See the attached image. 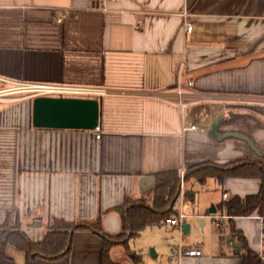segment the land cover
Wrapping results in <instances>:
<instances>
[{
	"label": "crops",
	"instance_id": "0c3cea01",
	"mask_svg": "<svg viewBox=\"0 0 264 264\" xmlns=\"http://www.w3.org/2000/svg\"><path fill=\"white\" fill-rule=\"evenodd\" d=\"M65 10L72 15L59 22ZM32 84L105 90L96 97L101 138L94 130L35 127L34 96L25 91ZM219 116V134L245 135L259 153L240 139H216ZM237 161L264 164V0H114L106 11L97 0H0V228L39 241L55 217H100L106 233L118 234L116 208L126 198L150 203L157 174ZM186 185L206 193L188 213L208 226L224 193L244 199L262 182L230 176L222 185L214 177ZM257 216L234 222L259 253ZM238 244L235 256L215 243L211 259L184 264H241ZM102 249L97 232L79 229L67 256L36 263L103 264ZM130 253L123 244L110 251L119 264ZM7 254L27 264L14 246Z\"/></svg>",
	"mask_w": 264,
	"mask_h": 264
},
{
	"label": "trees",
	"instance_id": "16d2710c",
	"mask_svg": "<svg viewBox=\"0 0 264 264\" xmlns=\"http://www.w3.org/2000/svg\"><path fill=\"white\" fill-rule=\"evenodd\" d=\"M240 176L261 180L262 185L257 194L247 195L244 199L235 196L223 200L217 211H226L232 217H249L264 213V164L252 161H237L225 166L206 164L191 169L184 175V182L196 179L205 182L207 178L214 177L222 185L225 178ZM181 175L178 170H170L156 175L153 187V198L150 203L141 199L126 198L124 203L116 208L122 220V229L118 234H108L103 230L101 218L95 221L76 222L64 218L53 219L52 224L42 240H32L26 232L19 228L4 224L0 228V261L3 264H15L7 254L8 246H14L27 255V264H37V259L56 261L71 252L73 232L76 230H92L97 232L103 240V264H119L113 261L110 251L117 244H123L130 250L128 242L137 238L148 227L162 226L168 218L174 217L178 212L173 208L174 202L181 196ZM194 190L183 191L185 201H193ZM231 236L241 243V264H264L259 253L253 250L245 235L236 229L234 218L228 220ZM131 232V234H129ZM223 239V235H221ZM134 262L141 258L135 255Z\"/></svg>",
	"mask_w": 264,
	"mask_h": 264
},
{
	"label": "rangeland",
	"instance_id": "374dc122",
	"mask_svg": "<svg viewBox=\"0 0 264 264\" xmlns=\"http://www.w3.org/2000/svg\"><path fill=\"white\" fill-rule=\"evenodd\" d=\"M184 184L185 185L183 186L181 185L182 191H185L187 187L192 190L197 189L192 185L187 186L186 182H184ZM205 194L206 193L203 191L199 194L196 193L195 199L193 201H185L181 207V210L184 213L189 214L188 211L190 209H188V204L194 203V206L196 207L198 205L200 206V204H205ZM178 201L181 202V198H179ZM201 219L204 218L192 216L187 219L186 223L190 224V232L187 234L184 233L180 226L174 228L164 224L162 226L148 227L141 233L139 237L131 239L128 242L130 250L127 251L131 253L122 259V263L184 264V260L187 257L182 259L172 257L171 245L169 243V239L171 238L177 239L176 244H179L182 239L183 245L186 247H195L198 245L201 246L202 253L210 259L213 256L215 243L219 245V248L221 246L224 251H231L233 256H235L233 252L238 241L237 238L235 239L233 236H231L230 228L227 223L228 221L217 223L215 220L207 219L209 222L208 226H203L200 222ZM220 235H223V239H220ZM228 239L233 240L234 245H229ZM131 254L140 256L141 261L134 262L132 260L133 255Z\"/></svg>",
	"mask_w": 264,
	"mask_h": 264
},
{
	"label": "water",
	"instance_id": "95a60500",
	"mask_svg": "<svg viewBox=\"0 0 264 264\" xmlns=\"http://www.w3.org/2000/svg\"><path fill=\"white\" fill-rule=\"evenodd\" d=\"M223 116L217 117L212 125L213 136L218 139H240L259 153L255 143L238 133L219 134L218 124ZM100 122V102L96 98L35 96L32 106V123L38 128L94 130ZM211 213H216L212 206ZM184 233L190 232V224L184 225ZM131 234V232L129 233ZM241 246V243L238 244Z\"/></svg>",
	"mask_w": 264,
	"mask_h": 264
},
{
	"label": "built area",
	"instance_id": "2783aa9c",
	"mask_svg": "<svg viewBox=\"0 0 264 264\" xmlns=\"http://www.w3.org/2000/svg\"><path fill=\"white\" fill-rule=\"evenodd\" d=\"M100 3V7L103 10H108V4L110 1L114 0H97ZM72 15L71 10H65L61 16L58 18L59 22H62L64 19H67ZM187 29L189 31L192 30V24L187 23ZM177 97L178 103L180 106L184 104V93L183 89L180 85H177ZM25 91H28L33 94V96H54V97H85V98H95L97 96L105 94V90L94 88V87H87V86H80V85H71V84H32L30 86L25 87ZM192 129H195L196 126H191ZM184 129H187L186 127ZM96 133V138L100 139L102 135V130L100 126L94 129ZM186 173V169L182 168L180 170V175L182 178L181 185H184V175ZM179 198H181V202H179ZM173 205L178 214L174 217L168 218L164 224L171 226V227H178L180 226L184 231V225L186 224L187 219H189L192 215L186 214L181 210L182 205L184 204L185 200L183 197V191L181 196L179 197ZM229 196L227 193L223 194V199L228 200ZM214 219L217 223H223L228 221L230 218H235L229 215L226 211L221 213H215L210 216ZM260 220V233H261V249L259 251V255L262 259H264V213L262 215L257 216ZM177 239L171 238L169 239V243L171 245V252L173 258L182 259L185 257H200L202 256V248L201 246L195 247H186L183 245L182 239L179 244H176ZM229 245H234L233 240L228 239Z\"/></svg>",
	"mask_w": 264,
	"mask_h": 264
}]
</instances>
